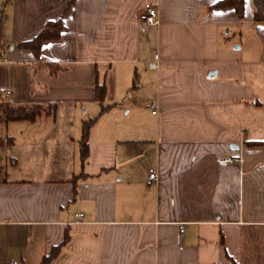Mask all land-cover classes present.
<instances>
[{"label": "crops", "instance_id": "0c3cea01", "mask_svg": "<svg viewBox=\"0 0 264 264\" xmlns=\"http://www.w3.org/2000/svg\"><path fill=\"white\" fill-rule=\"evenodd\" d=\"M218 1L0 0V96L42 108L2 130L0 264H264V24Z\"/></svg>", "mask_w": 264, "mask_h": 264}, {"label": "trees", "instance_id": "16d2710c", "mask_svg": "<svg viewBox=\"0 0 264 264\" xmlns=\"http://www.w3.org/2000/svg\"><path fill=\"white\" fill-rule=\"evenodd\" d=\"M253 11L252 18L255 22L264 24V0H251ZM215 6L217 7H233L239 19H242L244 16V0H220ZM63 30V24L60 18L57 20H48L43 25L42 29L35 34L31 39L20 42L19 46L31 49L35 56L39 55L40 45L45 40L56 39L59 37L61 31ZM49 67V65H45ZM50 71L54 72L55 69H50ZM103 95H104V84H95V97L100 102L103 103ZM104 107V106H103ZM42 111L40 105L31 104V105H21L15 104L12 100L7 98H3L0 96V133L2 134V130L4 125L8 121L12 120H34ZM92 121V120H91ZM90 126V120L84 122L82 127V135L80 139V155L82 160H84L88 155V147L86 142V136L88 133V128ZM0 134V135H1ZM1 142V139H0ZM5 146L11 143L9 138H5ZM254 144H264V142H254ZM5 146H1L0 149L3 150ZM4 155L0 151V182L6 180L5 171L3 165ZM67 235L64 236L62 241L59 244H56L51 247L50 252L47 255H44L40 261V264H51V260L56 256L60 246L66 241Z\"/></svg>", "mask_w": 264, "mask_h": 264}, {"label": "built area", "instance_id": "2783aa9c", "mask_svg": "<svg viewBox=\"0 0 264 264\" xmlns=\"http://www.w3.org/2000/svg\"><path fill=\"white\" fill-rule=\"evenodd\" d=\"M158 9L155 5L147 2L145 3L142 8L139 11V18L142 20L144 23L148 25H155L158 23V16H157ZM0 46H1V37H0ZM149 66L155 68L157 66L156 62H149ZM149 107L151 108V112L155 113L157 111L156 109V104L150 103ZM236 160V158H231V157H225L221 156L218 158L219 163H227L230 161ZM157 180V173L153 168H150L148 170V179L147 182H152ZM78 219L82 218V213H77ZM184 230V225L180 224L179 225V232L182 233Z\"/></svg>", "mask_w": 264, "mask_h": 264}, {"label": "rangeland", "instance_id": "374dc122", "mask_svg": "<svg viewBox=\"0 0 264 264\" xmlns=\"http://www.w3.org/2000/svg\"><path fill=\"white\" fill-rule=\"evenodd\" d=\"M83 107L81 108V111H82ZM1 134V133H0ZM0 139H1V146H5V138L3 137V134L0 135ZM1 148V147H0ZM4 149V148H3ZM0 151L2 152V154L4 153V150L0 149Z\"/></svg>", "mask_w": 264, "mask_h": 264}, {"label": "water", "instance_id": "95a60500", "mask_svg": "<svg viewBox=\"0 0 264 264\" xmlns=\"http://www.w3.org/2000/svg\"><path fill=\"white\" fill-rule=\"evenodd\" d=\"M215 72L212 73V75L214 74Z\"/></svg>", "mask_w": 264, "mask_h": 264}]
</instances>
